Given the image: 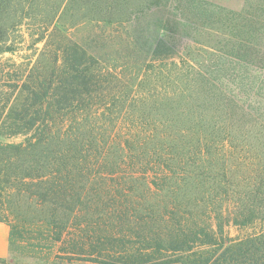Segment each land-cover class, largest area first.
<instances>
[{
	"label": "trees",
	"instance_id": "obj_1",
	"mask_svg": "<svg viewBox=\"0 0 264 264\" xmlns=\"http://www.w3.org/2000/svg\"><path fill=\"white\" fill-rule=\"evenodd\" d=\"M72 2L109 24L90 47L54 27L12 86L0 138L24 141H0L9 253L264 264V0ZM7 43L0 28V54Z\"/></svg>",
	"mask_w": 264,
	"mask_h": 264
},
{
	"label": "rangeland",
	"instance_id": "obj_2",
	"mask_svg": "<svg viewBox=\"0 0 264 264\" xmlns=\"http://www.w3.org/2000/svg\"><path fill=\"white\" fill-rule=\"evenodd\" d=\"M143 0H137V5ZM201 4L209 7H223L236 12L242 11L246 6V0H201ZM204 2V3H203ZM196 4L193 2L192 5ZM200 4V5H198ZM176 6V3L173 5ZM188 15L191 16L190 12ZM100 17L101 19H96ZM102 16H93L90 10L73 4L72 0H1L0 1V28L7 33V47L14 48L13 52L0 54V123L7 117L10 110L17 103L18 94L12 86L18 79H25L29 69L40 59L47 41V34L54 27L63 30L65 35L72 41L84 42L90 47L93 40L102 42L103 39L97 36L108 26V22L101 21ZM189 21H193L190 17ZM113 25L119 26L116 23ZM108 34V31H107ZM106 34V35H107ZM106 51V50H105ZM108 55L116 57L118 50H107ZM119 65L130 68V64L121 61ZM6 144H19L24 141L23 137L0 138ZM24 216L26 214L22 213ZM6 225L5 223H3ZM7 226V225H6ZM8 230L9 227L7 226ZM232 236L244 235V231L236 227L228 228ZM6 264H55L45 263L38 257L23 255L20 253L8 254L3 258ZM0 264H3L0 262ZM92 264V263H88Z\"/></svg>",
	"mask_w": 264,
	"mask_h": 264
},
{
	"label": "crops",
	"instance_id": "obj_3",
	"mask_svg": "<svg viewBox=\"0 0 264 264\" xmlns=\"http://www.w3.org/2000/svg\"><path fill=\"white\" fill-rule=\"evenodd\" d=\"M9 254V230L6 225L0 223V258Z\"/></svg>",
	"mask_w": 264,
	"mask_h": 264
}]
</instances>
